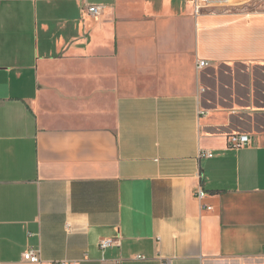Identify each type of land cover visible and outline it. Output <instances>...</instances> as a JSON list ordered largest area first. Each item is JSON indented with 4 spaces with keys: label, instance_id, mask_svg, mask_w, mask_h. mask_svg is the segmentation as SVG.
<instances>
[{
    "label": "crops",
    "instance_id": "obj_1",
    "mask_svg": "<svg viewBox=\"0 0 264 264\" xmlns=\"http://www.w3.org/2000/svg\"><path fill=\"white\" fill-rule=\"evenodd\" d=\"M168 261L264 264V0H0V264Z\"/></svg>",
    "mask_w": 264,
    "mask_h": 264
},
{
    "label": "built area",
    "instance_id": "obj_2",
    "mask_svg": "<svg viewBox=\"0 0 264 264\" xmlns=\"http://www.w3.org/2000/svg\"><path fill=\"white\" fill-rule=\"evenodd\" d=\"M194 8V13L196 16H200L204 13V11H207L213 7V4L215 0H188ZM227 2L229 0H226ZM101 6H89L87 8V13L92 16H97L100 14ZM199 68L206 65L205 62L200 61L198 62ZM230 143L233 148L240 149L245 147L246 145L251 143V138L248 135H235L230 137ZM208 157H213V154H209ZM198 199L202 201L204 198L207 197V192L199 188L198 190ZM207 210L211 211L212 207H205ZM121 244L119 239H104L100 242V248L105 251L106 249L113 247V246H119ZM23 259L30 263H39L41 262L39 256L34 250H28L23 254ZM137 259H145L144 256H137ZM56 264H71L68 262H61ZM167 264H173L172 261H168Z\"/></svg>",
    "mask_w": 264,
    "mask_h": 264
}]
</instances>
